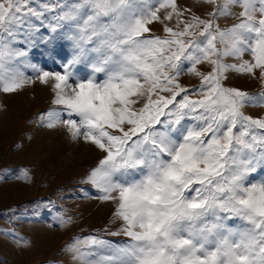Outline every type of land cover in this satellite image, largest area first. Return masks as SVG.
I'll use <instances>...</instances> for the list:
<instances>
[{
  "label": "snow or ice",
  "instance_id": "obj_1",
  "mask_svg": "<svg viewBox=\"0 0 264 264\" xmlns=\"http://www.w3.org/2000/svg\"><path fill=\"white\" fill-rule=\"evenodd\" d=\"M203 2L216 5L209 18L185 17L176 0H0V92L32 82L16 44L70 43L63 71L36 77L54 82L59 106L39 120L101 153L83 182L115 206L121 224L107 235L127 238L75 237L62 249L71 264H264V178L251 179L264 168V117L244 112L264 106V91L224 84L229 72L264 81V0ZM155 22L163 36L151 34ZM185 63L200 79L191 90ZM81 64L90 74L76 75Z\"/></svg>",
  "mask_w": 264,
  "mask_h": 264
},
{
  "label": "rangeland",
  "instance_id": "obj_2",
  "mask_svg": "<svg viewBox=\"0 0 264 264\" xmlns=\"http://www.w3.org/2000/svg\"><path fill=\"white\" fill-rule=\"evenodd\" d=\"M151 3L156 6L159 0ZM176 3L181 10H188L187 18L193 13L209 18L208 13L216 8L203 0H176ZM232 11L238 13L240 9L234 6ZM235 22L234 16L219 20L221 27ZM166 23L175 27V17ZM150 27L151 34L164 35V25L160 22ZM43 31L48 35L47 29ZM15 47L27 52L19 63L32 82L15 93L0 92V264H71L69 255L62 249L75 237L98 235L117 243L127 238L107 235L105 229L116 231L121 224V221L113 223L115 206L97 199V191L83 182L101 153L90 144L72 141L65 128L49 129L39 120L40 114L59 110V106L52 103L54 82L44 84L36 77L43 71L62 72V62L70 56V43L56 40L48 46L19 43ZM243 58L252 59L250 53H245ZM225 62L238 63L232 57L225 58ZM188 67L187 63L183 65L179 79L191 90L199 85L200 79L189 74ZM197 67L205 74L211 70V65L206 63ZM73 71L80 77L90 74L86 64L77 65ZM226 75L225 86L250 95L264 91L259 70L255 77L236 72ZM97 78L103 79V74ZM244 112L254 118L264 117V106L249 105ZM261 178L264 168L251 177ZM59 217L71 218L72 222L61 227L57 222ZM229 223L234 226L237 221ZM19 237L30 241L29 246H18Z\"/></svg>",
  "mask_w": 264,
  "mask_h": 264
}]
</instances>
